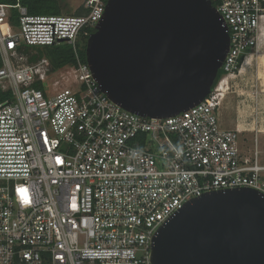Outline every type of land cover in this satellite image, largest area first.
I'll use <instances>...</instances> for the list:
<instances>
[{
  "label": "built area",
  "instance_id": "obj_1",
  "mask_svg": "<svg viewBox=\"0 0 264 264\" xmlns=\"http://www.w3.org/2000/svg\"><path fill=\"white\" fill-rule=\"evenodd\" d=\"M211 1L230 35L222 69L235 76L259 49L264 0ZM107 4L31 14L20 0L0 3V85L12 95L0 103V264H152L158 230L189 201L264 194L260 152H244L240 130L221 124L229 81L169 117L131 112L102 90L78 51ZM62 43L76 54L64 67L74 83L49 94V58L25 62L20 48Z\"/></svg>",
  "mask_w": 264,
  "mask_h": 264
},
{
  "label": "water",
  "instance_id": "obj_2",
  "mask_svg": "<svg viewBox=\"0 0 264 264\" xmlns=\"http://www.w3.org/2000/svg\"><path fill=\"white\" fill-rule=\"evenodd\" d=\"M229 47L211 0H108L86 57L112 100L169 117L210 94ZM152 264H264V194L243 187L189 201L158 230Z\"/></svg>",
  "mask_w": 264,
  "mask_h": 264
},
{
  "label": "rangeland",
  "instance_id": "obj_3",
  "mask_svg": "<svg viewBox=\"0 0 264 264\" xmlns=\"http://www.w3.org/2000/svg\"><path fill=\"white\" fill-rule=\"evenodd\" d=\"M78 3L79 0H59L62 13L66 14L74 12ZM32 53L40 52L34 49ZM45 57L47 56L43 54L39 60ZM27 58L25 62L30 63ZM249 65L248 69H245L246 64L240 73L233 76L234 103L227 108L228 116L234 115V121L240 123L245 129L241 135L244 152L253 153L259 140V144L262 145L260 160L264 164V25L259 49L255 51ZM68 70L63 67L49 73L48 80L44 83L49 94L70 87L74 83L73 75ZM224 116L227 118L226 113Z\"/></svg>",
  "mask_w": 264,
  "mask_h": 264
},
{
  "label": "trees",
  "instance_id": "obj_4",
  "mask_svg": "<svg viewBox=\"0 0 264 264\" xmlns=\"http://www.w3.org/2000/svg\"><path fill=\"white\" fill-rule=\"evenodd\" d=\"M17 0H0V3H9L15 4ZM21 4L28 8V11L31 14H61V5L59 4V0H20ZM80 14V13H79ZM19 13L17 9H13L12 23H18ZM86 40L80 44V49L78 54L83 62H87L86 57ZM36 49L40 53H32V51ZM20 50L28 56V60L30 62H35L45 54L51 63V71H57L67 65L77 64V58L75 51L71 45L67 43H62L56 46H45V47H22ZM2 65V59L0 54V67ZM225 75V71L221 68L219 70L217 79L214 83L215 86L219 83V81ZM37 87L43 88L44 86L41 83L36 84ZM11 91L3 90L0 85V103L7 102L11 99Z\"/></svg>",
  "mask_w": 264,
  "mask_h": 264
},
{
  "label": "crops",
  "instance_id": "obj_5",
  "mask_svg": "<svg viewBox=\"0 0 264 264\" xmlns=\"http://www.w3.org/2000/svg\"><path fill=\"white\" fill-rule=\"evenodd\" d=\"M251 62H252V60H251ZM246 64H247V62H244L243 67ZM249 66L250 65L247 64L245 69H248ZM229 84H230V90H229L227 97L224 101V105L222 106L221 114H220V120H221V124L224 128H229V129L238 128L240 130V145H241V149L243 150L244 147L242 146V136L241 135L243 134L245 129L243 127H241L242 125L240 123H237L236 121H234V115H232L230 117L228 116V109H227L231 106L232 103H234V78L230 79ZM225 113L227 114V118H226V116H224ZM258 139H259V137H258ZM260 146H262V145L259 144V140H258L256 143V149L261 154Z\"/></svg>",
  "mask_w": 264,
  "mask_h": 264
},
{
  "label": "bare ground",
  "instance_id": "obj_6",
  "mask_svg": "<svg viewBox=\"0 0 264 264\" xmlns=\"http://www.w3.org/2000/svg\"><path fill=\"white\" fill-rule=\"evenodd\" d=\"M251 61L248 60L247 64H250ZM233 76H230V77H226V75L223 76V78L221 79L220 81V86L223 87V86H226L227 82L229 81L230 82V79H232Z\"/></svg>",
  "mask_w": 264,
  "mask_h": 264
}]
</instances>
